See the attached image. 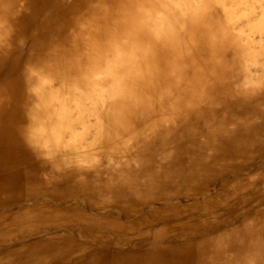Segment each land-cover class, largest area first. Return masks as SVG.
Wrapping results in <instances>:
<instances>
[{"label":"bare ground","instance_id":"obj_1","mask_svg":"<svg viewBox=\"0 0 264 264\" xmlns=\"http://www.w3.org/2000/svg\"><path fill=\"white\" fill-rule=\"evenodd\" d=\"M0 264H264V0H0Z\"/></svg>","mask_w":264,"mask_h":264}]
</instances>
